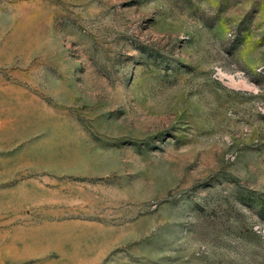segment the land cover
I'll list each match as a JSON object with an SVG mask.
<instances>
[{
  "label": "rangeland",
  "instance_id": "1",
  "mask_svg": "<svg viewBox=\"0 0 264 264\" xmlns=\"http://www.w3.org/2000/svg\"><path fill=\"white\" fill-rule=\"evenodd\" d=\"M0 264H264V0H0Z\"/></svg>",
  "mask_w": 264,
  "mask_h": 264
}]
</instances>
